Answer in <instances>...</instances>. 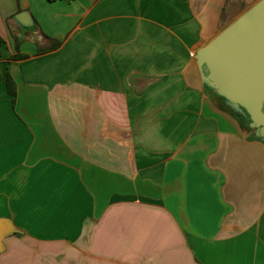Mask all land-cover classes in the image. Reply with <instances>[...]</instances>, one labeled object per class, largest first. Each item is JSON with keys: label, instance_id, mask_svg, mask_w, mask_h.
Returning <instances> with one entry per match:
<instances>
[{"label": "crops", "instance_id": "0c3cea01", "mask_svg": "<svg viewBox=\"0 0 264 264\" xmlns=\"http://www.w3.org/2000/svg\"><path fill=\"white\" fill-rule=\"evenodd\" d=\"M256 1L0 0V264H264V140L195 57Z\"/></svg>", "mask_w": 264, "mask_h": 264}, {"label": "water", "instance_id": "95a60500", "mask_svg": "<svg viewBox=\"0 0 264 264\" xmlns=\"http://www.w3.org/2000/svg\"><path fill=\"white\" fill-rule=\"evenodd\" d=\"M33 25L27 11L16 16ZM203 82L220 95L231 111L249 119V127L264 140V0H258L196 52ZM15 230L0 217V253L4 238Z\"/></svg>", "mask_w": 264, "mask_h": 264}, {"label": "trees", "instance_id": "16d2710c", "mask_svg": "<svg viewBox=\"0 0 264 264\" xmlns=\"http://www.w3.org/2000/svg\"><path fill=\"white\" fill-rule=\"evenodd\" d=\"M4 43V39L3 37L0 35V55L2 54V45ZM6 81H7V86H8V90L9 92L12 94V95H15L16 94V90H15V82L12 78V76L8 73L7 74V78H6ZM213 89V88H212ZM214 90V89H213ZM215 91V90H214ZM237 116V115H236ZM240 121L242 122V124L244 125V123L246 122L245 120H247L245 117H242V116H237Z\"/></svg>", "mask_w": 264, "mask_h": 264}, {"label": "rangeland", "instance_id": "374dc122", "mask_svg": "<svg viewBox=\"0 0 264 264\" xmlns=\"http://www.w3.org/2000/svg\"><path fill=\"white\" fill-rule=\"evenodd\" d=\"M244 127L249 131V132H254L253 128L249 127L248 121L244 123Z\"/></svg>", "mask_w": 264, "mask_h": 264}, {"label": "flooded vegetation", "instance_id": "af4514ba", "mask_svg": "<svg viewBox=\"0 0 264 264\" xmlns=\"http://www.w3.org/2000/svg\"><path fill=\"white\" fill-rule=\"evenodd\" d=\"M247 119V118H246ZM245 121H248V123H249V119H247V120H245ZM254 130V129H253Z\"/></svg>", "mask_w": 264, "mask_h": 264}]
</instances>
